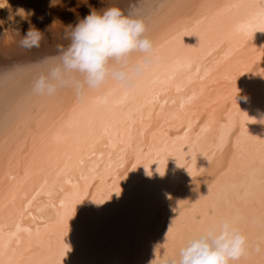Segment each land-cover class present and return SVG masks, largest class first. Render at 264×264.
I'll return each instance as SVG.
<instances>
[{"label":"bare ground","instance_id":"6f19581e","mask_svg":"<svg viewBox=\"0 0 264 264\" xmlns=\"http://www.w3.org/2000/svg\"><path fill=\"white\" fill-rule=\"evenodd\" d=\"M24 6H31L35 1L37 6L48 5L49 0H26ZM97 3L98 0L92 1ZM122 7L128 8L130 0H118ZM154 0H144L142 14L148 18L152 15L151 9L144 5L152 4ZM182 2V0H178ZM19 1L15 3L17 5ZM75 5L76 0L69 1ZM224 7L223 0H207L201 4L200 0H191L187 6L188 10L178 15L173 11L165 10L158 14L159 19H151L150 35L154 39L157 47V38L161 44L171 35L175 28L192 25L195 20L207 17L203 20L201 28L205 34L204 49L196 53L202 57L201 64L205 67H214V62L221 61V69L231 63L227 57L246 58L249 53H233L232 45L227 39V32L230 26L237 19L242 18L235 12H224L214 15L217 9ZM60 8H53V11ZM63 10V9H61ZM66 13L61 17L65 24L72 23L75 15L63 10ZM81 15L87 12L86 8H81ZM226 14V15H225ZM7 16V15H6ZM187 17V18H186ZM22 30H26L28 25L23 24ZM47 27V26H46ZM41 25L40 29L46 28ZM63 25L54 23L47 31L46 39L42 47L25 52L14 46L12 43L17 40L13 31L7 33L0 30V69L9 66H27L28 74L25 79L30 85L32 92V79L36 71V63L45 58L51 57L56 51L57 44L63 43ZM184 43L195 47L198 44V37H184ZM256 48H264V31H257L251 41ZM219 48V51H215ZM211 52V55L209 53ZM142 53H136L135 58H142ZM193 53H184L175 45L164 44L160 51V58L153 64H162L157 75L163 80L170 70L172 61ZM226 61V62H225ZM264 69V59L257 62L254 73ZM15 70V69H13ZM252 72L239 76L236 80L238 95L237 104L240 110L248 115L256 123H247L246 127L250 135L264 139V76ZM203 74V70L201 72ZM183 74H177L172 81V89L166 93L161 92L153 111L159 110L160 104L168 100L157 118L153 115L151 121L147 119L143 124L139 120V115L135 118L132 130L133 150L143 144L147 147L153 140H159L164 132L169 129V121L172 127L187 124L189 120L199 117V123L203 124L209 113L218 110L223 111L227 107V102L220 99L224 94V87L213 83L212 78L206 81L208 87L203 95L193 106V108L180 111L178 105L182 96L191 92L192 87L199 90V85L188 87L187 92L177 93L174 85L183 84ZM137 86V85H136ZM160 91L162 84L149 85ZM106 90L100 94H105ZM33 94V100L26 106L18 126L14 132L13 139L0 144V204L3 205L2 220L5 231L13 226L17 220L22 219L23 226L35 228L41 224V217L45 219L54 218L55 213L50 207L52 203H57L60 198L58 191L63 180L77 179L81 169L70 173H63L60 182L56 181L57 166L62 164L65 155H73L83 144H92L99 140L96 151L105 153V162L109 148L101 145L107 141L109 136L114 135L115 129L109 127L108 133H102V125L95 118L97 109L89 107L90 101L87 91L84 97H79L73 88H61L53 96H41ZM119 93H117V96ZM147 93L138 94L136 101H129L120 108H114L111 116L105 113V123L114 124L123 118V114L132 107L143 102ZM117 96H113L114 100ZM176 100L175 105L171 104ZM79 104L84 107L83 114L74 117V126L71 129L64 127L68 119V110ZM149 108L142 111L145 115ZM103 111V110H100ZM91 119L90 126L87 122ZM151 123V127L147 125ZM127 125H119L123 130ZM144 132L143 139L140 133ZM199 131V125L193 126L192 135ZM172 135L178 133L172 132ZM218 134L214 127L209 133H205L201 144L209 152L214 150L211 139ZM127 141H125V144ZM90 161H85V167ZM248 165L247 150L244 145L233 154L231 145L227 151L221 155L216 152L214 159L209 161L203 157H197V168L205 169L199 179L200 183L195 184L193 177L186 168L180 167L174 157H169L166 162L164 174L161 175L157 168L158 163L150 166L151 175L147 174L143 165L135 170L127 172L125 178L119 181L120 192L117 195L112 193L110 199L101 204H97L90 199H85L75 207V214L69 219V231L65 237V243L70 251L63 258L62 264H150L155 259L164 257L167 249L166 234L174 219L182 212L192 215V203H195L200 196L208 194V186L214 178H219L218 189H223L232 183L239 184L244 179V172ZM9 174L16 177L9 180ZM47 180V185L43 181ZM40 188L39 195H33ZM67 191V186H65ZM52 192V196L47 195ZM32 201L27 210L24 205ZM183 202V203H181ZM192 202V203H191ZM82 204V205H81ZM32 213L34 218L28 216ZM199 233L185 235L183 239H178L175 246V254L179 248L192 236ZM46 239V238H45ZM256 247L259 245L258 236L254 238ZM160 244L157 248L156 246ZM27 246V238L22 247ZM28 254L26 253V256Z\"/></svg>","mask_w":264,"mask_h":264},{"label":"snow or ice","instance_id":"6c2138e0","mask_svg":"<svg viewBox=\"0 0 264 264\" xmlns=\"http://www.w3.org/2000/svg\"><path fill=\"white\" fill-rule=\"evenodd\" d=\"M207 0H200L203 4ZM191 3V0H154L152 4L144 5L151 9L152 15L149 20L155 17L159 19L160 13L170 10L178 15L184 14ZM224 7L217 9L214 15L224 12H235L242 18L237 19L227 32L228 41L234 45L233 53H249L246 58L227 57L231 60L226 67L221 69V61L214 62V67H205L201 64L202 57L195 55L201 52L205 46V34L201 24L207 17L195 20L190 26L175 28L171 35L164 41V44L175 45L184 53H193L182 58H176L170 65V70L166 77L161 80L157 72L162 64H156L148 69L141 77L137 78V86L132 89L125 88L121 83L110 80L101 89L88 92L90 101L89 107L97 109L95 118L102 125V133L107 134L109 127L115 129L114 135L109 136L107 141L101 146L109 148L105 162V153L97 152L96 145L99 140L92 144L85 143L77 149L75 157L65 155L64 162L57 166L56 181L60 182L63 173H70L81 169L77 179L71 178L63 180L58 191L60 198L57 203H52L54 218L45 219L41 217V224L34 229L23 226L22 219L17 220L8 231L0 223V264H62L63 258L70 251L65 243V237L69 231V219L75 214V207L85 199H90L97 204L110 199L112 193L117 195L120 192L119 181L127 175L128 171L135 170L143 165L147 174L151 175L150 166L158 163L157 171L163 175L167 159L174 157L180 167L186 168L193 177L195 184L200 183L199 179L205 169L197 168V157H205L209 163L214 159L216 152L221 155L227 151L231 145L233 154L244 145L248 155V165L244 172V179L239 184L232 183L226 186L221 192L218 189L219 178H214L208 186V194L192 203V215L180 213L173 221L166 234L167 249L165 255L175 254V246L178 239H183L185 235L200 233L219 227L222 220L227 217L237 225L248 236V250L239 259L234 260L233 264H264V139L249 134L246 127L247 123H256L248 115L242 112L237 104L236 80L239 76L252 72L257 62L264 59V48H256L251 41L257 31H264V0H223ZM187 18V17H186ZM198 37V44L195 47L184 43V37ZM164 44L157 38L155 55L160 58V51ZM215 51H219L216 48ZM211 55V52L209 53ZM135 62V61H134ZM226 62V61H225ZM15 69V70H13ZM203 70V74H201ZM183 74V84L174 85L177 93L187 92L188 87L199 85V90L192 87L190 93L182 96L179 100L180 111L193 108L205 89L208 87L206 81L212 78L213 83L224 87V94L220 99L227 102V107L209 113L203 124L199 123V117L189 120L187 124L172 127L169 121V129L164 132L159 140L153 139L147 147L143 144L133 150V137L131 135L135 118L139 115V120L143 122L147 119L151 121L153 115L157 118L161 116L162 109L169 104L168 100L163 101L159 110L153 111L161 92L166 93L171 90L172 81L177 74ZM28 74L27 66H9L0 69V144L13 139L17 129L18 121L21 118L26 106L33 100L30 85L25 77ZM254 74L264 76V69ZM162 84L164 87L157 91L149 85ZM105 94L101 95L102 91ZM146 92L147 95L142 103L129 108L123 118L114 124L105 123V113L111 116L114 108H120L129 101H136L138 94ZM117 93L119 95L117 96ZM113 96H117L112 100ZM176 100L171 104L175 105ZM144 108H149L147 115L143 113ZM103 110V111H100ZM84 107L74 104L68 110V119L64 127L71 129L74 126V117L83 114ZM91 119L87 122L90 126ZM119 125H127L120 130ZM199 125V131L192 135L193 126ZM151 127V123L147 125ZM218 130V134L211 139L214 150L209 152L201 144L205 133H209L213 128ZM172 132L178 133L172 135ZM143 139L144 132L140 133ZM125 141L127 143L125 144ZM85 161L90 163L85 167ZM9 180L16 177L9 174ZM48 181H43L47 185ZM67 186V191L65 190ZM41 189L38 188L33 195H39ZM52 192H48L49 197ZM24 205V210L31 204ZM183 203V202H181ZM3 205L0 204V220H2ZM30 218H34L28 212ZM258 236L260 247H256L255 237ZM27 238V246L25 244ZM46 238V239H45ZM26 253L28 254L26 256ZM155 264V262H153Z\"/></svg>","mask_w":264,"mask_h":264},{"label":"clouds","instance_id":"9594fccd","mask_svg":"<svg viewBox=\"0 0 264 264\" xmlns=\"http://www.w3.org/2000/svg\"><path fill=\"white\" fill-rule=\"evenodd\" d=\"M143 3L144 0H130L126 9L118 0L97 3L76 0L74 6L68 0H49V9L71 12L75 20L65 24L55 18L52 22L59 20L63 25L64 42L57 44L53 56L35 62L32 92L53 96L58 89L73 88L82 98L89 89H101L110 80L128 89L135 88L137 78L157 59L156 43L150 35L151 22L142 14ZM81 8L87 9L83 15ZM0 11L7 12L5 18H0V28L8 25L19 37L12 42L15 47L25 52L42 47L51 24L44 29L37 27L33 22L35 9L0 0ZM23 24L28 25L26 30H22ZM136 53H142V58L136 59ZM247 250L248 236L225 217L218 228L212 227L188 239L178 254L165 255L159 260L155 257L150 264H233Z\"/></svg>","mask_w":264,"mask_h":264},{"label":"rangeland","instance_id":"374dc122","mask_svg":"<svg viewBox=\"0 0 264 264\" xmlns=\"http://www.w3.org/2000/svg\"><path fill=\"white\" fill-rule=\"evenodd\" d=\"M19 1V3L17 5H22L23 7L25 8H32V9H35V13L36 15L33 17V22L37 25V27L40 28V26L42 25H45L48 26L51 24V26L54 24V23H58L59 20H56L54 23H52L54 21L55 18H59L60 20H62V16L66 13L65 11L61 10V9H57L55 11H53V8L52 9H49L48 5H41V6H37L36 5V2L33 1L32 2V7L31 6H24L27 1L26 0H11V3L15 6V3ZM71 1V0H68V2ZM92 1H96V0H92ZM7 15V12L6 11H0V18H5ZM42 17V19H41ZM13 27H15L13 25ZM5 28H7L8 30L5 31ZM0 30H4L5 33L9 32V31H12V28H10L8 25H5L4 28H0Z\"/></svg>","mask_w":264,"mask_h":264},{"label":"water","instance_id":"95a60500","mask_svg":"<svg viewBox=\"0 0 264 264\" xmlns=\"http://www.w3.org/2000/svg\"><path fill=\"white\" fill-rule=\"evenodd\" d=\"M226 15V14H225ZM82 205V204H81Z\"/></svg>","mask_w":264,"mask_h":264}]
</instances>
